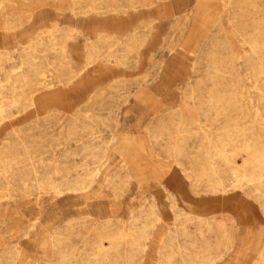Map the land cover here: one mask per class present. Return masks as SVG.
<instances>
[{
    "label": "rangeland",
    "instance_id": "1",
    "mask_svg": "<svg viewBox=\"0 0 264 264\" xmlns=\"http://www.w3.org/2000/svg\"><path fill=\"white\" fill-rule=\"evenodd\" d=\"M0 264H264V0H0Z\"/></svg>",
    "mask_w": 264,
    "mask_h": 264
}]
</instances>
